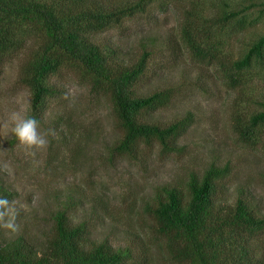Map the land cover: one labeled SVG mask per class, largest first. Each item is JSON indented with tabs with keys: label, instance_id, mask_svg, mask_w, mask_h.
Masks as SVG:
<instances>
[{
	"label": "rangeland",
	"instance_id": "374dc122",
	"mask_svg": "<svg viewBox=\"0 0 264 264\" xmlns=\"http://www.w3.org/2000/svg\"><path fill=\"white\" fill-rule=\"evenodd\" d=\"M223 1L238 11L236 20L212 32L204 48L215 58L194 56L180 41L185 9L193 5L192 12L204 17L219 11ZM142 7L86 35L113 49L121 64L147 53L144 71L131 86L134 95L167 90L169 96L162 105L142 110L141 121L163 127L190 113V123L169 140V148L151 138L139 140L131 153H116L112 147L122 130L105 84L94 86V75L81 64L63 61L45 76L53 92L37 109L40 130H54L48 148L33 155L11 134L7 139L0 135V186L11 191L20 225L17 233L0 227L1 242L21 235L38 246L53 213L65 209L72 222L85 224L91 240L128 247L132 258L127 264H168L146 207L162 186L184 189L190 174L200 176L210 164L228 167L218 181L217 202L233 204L241 197L258 217L264 216V127L245 140L234 124L237 115L261 108L264 65L243 67L234 80L225 67L264 36V0H145ZM38 37L26 29L14 49L0 55V120L11 110L31 112L21 67ZM249 242L252 261L264 264V228Z\"/></svg>",
	"mask_w": 264,
	"mask_h": 264
},
{
	"label": "trees",
	"instance_id": "16d2710c",
	"mask_svg": "<svg viewBox=\"0 0 264 264\" xmlns=\"http://www.w3.org/2000/svg\"><path fill=\"white\" fill-rule=\"evenodd\" d=\"M221 3L219 11L204 17L192 12L193 5L184 11L178 26L180 41L196 57L215 58V52L204 48L215 36L212 32L216 27L225 28L239 14L227 9L225 1ZM144 4L145 0H0V55L16 46L26 29L32 28L39 36L36 48L21 67L22 81L31 93L29 116L39 120L37 109L44 96L53 92L44 84L45 76L63 61L78 62L94 75V86L103 82L110 95L122 130L112 151L131 153L139 140L151 138L169 148L171 139H176L190 123L191 114L163 127L138 118L142 110L162 105L169 96L167 90L134 95L131 86L144 71L147 53L130 65L121 64L113 49L100 47L86 35L87 31L98 32L119 23L143 9ZM254 63L264 65V36L231 66L223 65L227 76L234 80L239 70ZM259 104L261 108L248 116L234 117L235 127L245 140L264 127V101ZM227 170L226 165L210 164L200 176L190 174L184 189L162 186L154 203L146 207L168 264L261 263L252 261L249 239L264 228V216L258 217L244 198L237 197L233 204H221L214 198L218 181ZM0 197L10 201L13 195L0 186ZM131 258L128 247L91 240L85 224L72 222L65 209L53 213L51 227L38 246L21 235L0 241V264H127Z\"/></svg>",
	"mask_w": 264,
	"mask_h": 264
},
{
	"label": "clouds",
	"instance_id": "9594fccd",
	"mask_svg": "<svg viewBox=\"0 0 264 264\" xmlns=\"http://www.w3.org/2000/svg\"><path fill=\"white\" fill-rule=\"evenodd\" d=\"M39 123L35 116L27 114V110L23 112L11 110L4 119L0 120V135L3 139H7L11 134L19 146L34 155L37 151L48 148L50 144L48 136L54 134V130L41 131ZM18 216L19 209L16 204L6 197H0V227L11 233L19 232Z\"/></svg>",
	"mask_w": 264,
	"mask_h": 264
}]
</instances>
